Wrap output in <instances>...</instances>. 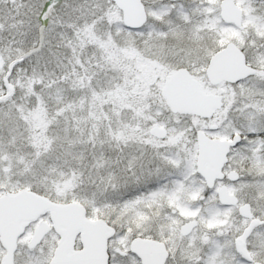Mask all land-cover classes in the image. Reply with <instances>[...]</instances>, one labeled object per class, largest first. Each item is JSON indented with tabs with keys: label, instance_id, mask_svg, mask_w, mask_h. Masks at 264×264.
I'll use <instances>...</instances> for the list:
<instances>
[{
	"label": "snow or ice",
	"instance_id": "obj_1",
	"mask_svg": "<svg viewBox=\"0 0 264 264\" xmlns=\"http://www.w3.org/2000/svg\"><path fill=\"white\" fill-rule=\"evenodd\" d=\"M0 264H264V0H0Z\"/></svg>",
	"mask_w": 264,
	"mask_h": 264
}]
</instances>
